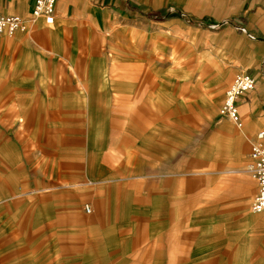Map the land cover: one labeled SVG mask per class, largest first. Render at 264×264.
I'll return each instance as SVG.
<instances>
[{"label":"crops","instance_id":"0c3cea01","mask_svg":"<svg viewBox=\"0 0 264 264\" xmlns=\"http://www.w3.org/2000/svg\"><path fill=\"white\" fill-rule=\"evenodd\" d=\"M35 2L0 0V264H264V0Z\"/></svg>","mask_w":264,"mask_h":264},{"label":"built area","instance_id":"2783aa9c","mask_svg":"<svg viewBox=\"0 0 264 264\" xmlns=\"http://www.w3.org/2000/svg\"><path fill=\"white\" fill-rule=\"evenodd\" d=\"M58 0H36L32 14L35 18H43L47 24L55 21V10ZM26 29L24 20L19 15L0 14V33L12 34L19 30ZM246 32L245 27L240 28ZM256 78L248 73H239L235 76L226 91L224 101L220 108L221 114L228 115L240 127L242 121L239 113L238 100L252 91L256 87ZM264 131H260L257 140L253 142L251 148L252 164L250 171L258 181V191L252 203L254 212H264ZM86 211L91 208L86 205Z\"/></svg>","mask_w":264,"mask_h":264},{"label":"rangeland","instance_id":"374dc122","mask_svg":"<svg viewBox=\"0 0 264 264\" xmlns=\"http://www.w3.org/2000/svg\"><path fill=\"white\" fill-rule=\"evenodd\" d=\"M177 58H179V57H177V54L174 55V60H175L174 62H175V64H178L179 65V64H181V60L180 59L178 60ZM147 61L149 62V66L151 67V69L153 71V76H154L153 79L156 81V75L157 74H156V68H155L156 66L155 65L157 63L154 62L155 59L148 58ZM150 62H152V63H150ZM159 65H164V62L163 63H160L159 62ZM182 107L187 110V109H191V108L196 107V106L190 104V105H183ZM184 117H185V120H182V121H177L176 120V121H174V129L177 130L179 132V134L180 133H184V134L190 133L189 131H190V128L192 127V123L193 122L191 120H188L190 118V116L189 115H185ZM176 135H177V133H176ZM175 139H177L178 142L181 141V138L179 137V135Z\"/></svg>","mask_w":264,"mask_h":264}]
</instances>
